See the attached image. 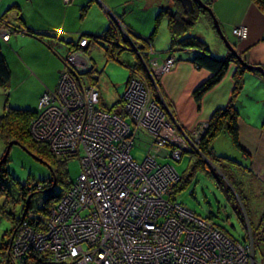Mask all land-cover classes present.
Masks as SVG:
<instances>
[{"label":"built area","instance_id":"built-area-1","mask_svg":"<svg viewBox=\"0 0 264 264\" xmlns=\"http://www.w3.org/2000/svg\"><path fill=\"white\" fill-rule=\"evenodd\" d=\"M12 31L6 25L0 28V37L6 40ZM231 32L234 37L244 38L246 27L233 25ZM86 45L85 39H81L76 45L81 49L65 53L53 88L41 93L37 111L28 123L33 138L56 146L54 150L61 155L77 156L78 174L62 194L65 197L61 196L50 207L43 230L23 224L17 228L10 243L13 247L12 253L9 252L10 264H24L28 248L66 264H235L227 254V249L232 248H228L227 242L222 241L223 234L207 220L201 218L207 224L206 236L194 233V225H183L181 217L175 222L177 228L170 220L161 224L169 212L163 202L156 203L157 198L163 201L164 186L161 174L156 173H160L159 166L164 164L169 167L168 175L173 181L177 173L167 163L155 160L158 147L153 142L161 141L174 148L173 140H163L158 130L170 128L169 122L144 98V81L139 77L127 79L124 85L123 95L129 100L125 108L121 107L124 116L100 109L96 86L81 77L92 63L84 50ZM168 59L161 68L154 67V71L167 69ZM139 129L149 132L152 138L137 162L129 154V148ZM84 139L88 140L87 148L80 142ZM166 156L180 158L179 154L167 151ZM149 163L152 166L148 167ZM173 203L167 208L188 211L178 202ZM215 241L217 247L213 246ZM241 245L239 242L232 250L238 253L239 260V255L246 251ZM244 257L241 264H245Z\"/></svg>","mask_w":264,"mask_h":264},{"label":"rangeland","instance_id":"rangeland-1","mask_svg":"<svg viewBox=\"0 0 264 264\" xmlns=\"http://www.w3.org/2000/svg\"><path fill=\"white\" fill-rule=\"evenodd\" d=\"M202 1L204 4L208 5L205 0ZM93 3L94 5L98 4V9L101 14H103V21H105V24H107L109 21L108 15L114 13L117 14L122 22L117 20L116 18L117 21L114 19L113 25H118L116 30L120 32L118 33L119 36L109 35L101 38L98 37L99 34H92L96 36H85L80 34L82 33V31H85V29L94 27L95 24L94 20L92 21L90 18L89 10L91 9V7L89 6L86 11L85 9H80L79 6L68 9L64 16V25L62 15L63 10L60 7V10L54 9L50 20L51 23L54 24V26L72 28V32L74 31V33L76 34L75 37H77L78 35L75 44L73 45V47L71 46V48L67 50V52L73 49H81L76 46L77 43L81 42V39H85V45L89 43L85 51L87 57L94 65L95 72L93 75L97 77V79L96 83L95 79L92 81L87 80V82H91V84L95 86L97 85V93L99 90L102 103L100 106L102 108H109L113 106V109L111 108L110 111H106L107 113L114 112L116 110L114 107L125 108L129 100L123 95L124 84L126 83V80L131 77H139L144 81V89L142 95L147 99L148 102H150L151 107L156 108L162 115L165 116V119L169 122L168 124L170 128L164 130L158 128V130H160V132L164 136L163 140H173L172 145H174V148L171 147V144H164L161 141L153 142L154 147H158L156 150L158 154H160V151L164 153H166L167 151L170 154H176V156L179 154L180 157L179 160H175L170 157L156 156V160L158 162L167 163L177 173L176 180L173 181L172 179H170V175H168L169 171H167L169 170V167L166 164H164V166H159V168H161V171L160 173H156V175L161 174L160 181H162V179L164 180V186L161 188L163 201H160L157 198L156 203L163 202L166 207V212H169V215L166 216L165 214L166 217H164L161 224H163L165 220H170L173 227L177 228L175 222L177 221L178 217H181L183 219V225H187L188 227H190V225H194V233L206 236L207 224L205 225L204 222L206 221L202 220L201 218L204 219V217L211 213V215H214L212 216L213 222L219 224L228 235L240 241V243L242 244L241 247L246 250L243 254L246 257H244L245 264H258L257 262L263 261V257L260 251L264 246L259 242L260 244L258 245H260V248L256 247L255 245L257 244H255L253 236L256 223L260 217L259 215L264 208V193L262 192V187L259 186V180L261 179V177L253 175L250 172V165H247L248 161L245 158H241L240 155L236 153L235 149L231 150L232 148H230L227 143L225 144L219 141V136L216 139V142L218 143L214 145L213 148L214 153L217 154V156L213 152H211V155L209 154L206 157L203 156L202 153L198 152L197 143L201 135L204 134V129L206 130V121L209 116L206 120L194 124L189 133H185V131L179 126L177 120L174 118L172 112L165 105L157 87L158 78L162 74L170 70L173 64V59L170 55H167L165 53L164 55L158 57L157 55H159L160 53H154V50L151 49L149 43H147L143 38H141V40L139 39V37L145 36L147 33L149 34L152 28L155 26V29L153 28L155 33V43H165L167 39L165 17L162 16V19H159V22H156L155 25L153 24V17L156 14L157 10L160 9V7L166 5L167 3L173 5L175 4V0H99V2L97 0H93ZM192 3L193 2H191V6ZM65 5L69 6L71 5V2ZM112 5H116V11L112 10ZM196 6L197 8H201L197 4ZM201 9L203 10V12L197 11L196 14H198V17L195 18L194 24L190 27V33L196 31L202 32L205 28H207L201 21L204 20L207 23V11L203 8ZM80 24L82 25L79 29L82 30H77ZM123 25L125 27L129 26V30L132 29L130 31H133V33L126 30L125 28L123 29L121 27ZM138 30L139 32H136ZM114 32H116L117 34V31ZM18 33L19 32L15 33L18 38H21L23 37V35H25H20ZM135 33H137L139 37H135ZM222 33L225 34L228 39L229 34L226 31ZM229 33L230 35H232L231 27H229ZM206 35L208 36L209 33H207ZM230 35V40L228 39V41L236 51V46L234 43H232L233 41L231 40L232 36L234 37V35ZM207 36H205V39L209 40ZM213 38L216 39L215 36ZM103 42L106 44H108V42L110 44L112 42H116V48L121 47L118 55L116 56L115 54L114 58L109 54L106 55L104 53L102 45L104 44ZM140 45L143 46L141 47ZM25 46H28V43H26ZM171 48L175 49L176 47H170V49ZM6 49L10 50V52L12 53L7 51ZM0 50L9 71L8 87H0V114L4 112L7 107L31 110L28 105L33 102V99L38 90V84L32 78L21 77L22 71L19 69V66L14 57L15 54L17 55V53L13 52L15 50L11 48L10 45L0 41ZM63 58L62 61H64ZM152 58L156 59V64L151 62ZM168 58L170 59V62ZM167 59V62L169 64L167 69L156 73L154 71L155 69L153 68H161L162 64ZM61 66L63 67V62L61 63ZM96 71L98 72L97 74ZM259 110L260 109H257L256 111L259 112ZM85 115L89 116L88 114ZM94 131L96 132V130ZM27 132L32 140L36 141L37 143H43L50 154L59 157H70L66 159L64 163H59L57 161L59 158H53V156H44L43 158H39L27 151L23 146L19 145L16 142L9 145L7 152L5 153L7 159L5 161V167L9 171L10 178H6L4 180L6 192L5 196H0V246L1 244L7 242L9 238L8 231L11 229L13 219L19 217L22 210L23 202L20 199L18 190L19 185H24L25 190H33L30 196L27 195L25 199V201L28 200L29 205L27 209L28 217H41L42 213L40 212V208H42L43 206V200L45 199V197L50 192H56L62 187H65L69 182L73 181L79 171V162L75 154L65 153L61 155V153L54 150L55 148H57L56 146L50 147L49 143L33 138V135H31L28 130ZM77 133H80V131H77ZM223 133L226 134L224 131ZM137 134L138 135H136L132 139V145L129 148V154L135 161L139 162L143 157L145 147L142 145V141H140L139 139V136L142 135L140 130L137 132ZM87 135L88 132H86V136ZM226 136L228 135L226 134ZM67 141H69V139H67ZM87 141V139H84V141H80L84 144L83 147L86 146L87 148ZM5 146L6 144L4 143V140L0 137L1 156L5 152ZM189 150H194V152H197L199 156H201L205 160V162L215 170L216 175L221 179L223 184L226 187H229L230 190L234 193L235 197L237 198L236 205L238 206L237 209L239 210V216H241L244 229L242 228L237 214L232 208L231 202L227 199L225 192H222V190L216 186L214 180L210 176L205 175L200 170H195L189 177V180L185 182L178 191L174 192L173 195L175 201L180 203L183 208L187 209L190 212H176L173 207L167 208V206H172V204H175L173 203L174 200H171L169 198V195H171V191L169 192L170 194L168 193V191L172 188L174 183L178 181L179 174H181V172L186 169L188 156L186 153ZM218 155H220L221 157ZM222 156L233 158L238 162V164L231 163L227 160L226 157L224 159ZM244 165H247V173H244L242 170V166ZM150 166H152L151 163L148 164V167ZM153 173H155V171H153ZM57 174L60 176L58 178L59 181H54V175ZM48 180L49 186L44 187L43 185L46 184V181ZM60 180L64 182H61ZM231 186L234 188H232ZM66 189H68V187L65 188V190ZM135 193L137 194L138 190ZM239 194L241 195V198H238L239 196H236ZM53 203L54 202H51L50 204L53 205ZM174 211L176 212V216H173ZM198 218H200L202 221ZM207 222L213 225L210 221ZM216 229H218L219 232L223 234L222 241H226L228 244V248H232L227 249V254H229L228 259L231 260L233 257L234 262H236L235 264H238L239 262L241 264V258L243 255H239V260L237 258L238 253L232 251L234 250L233 248H235V245L239 244V242L235 241L230 236H227L218 227ZM216 242L217 241L214 242V247H217L218 245V242ZM11 248L13 249V247L8 244V250L10 254L12 253ZM2 253L3 252L1 250L0 264H7L5 261V254Z\"/></svg>","mask_w":264,"mask_h":264},{"label":"crops","instance_id":"crops-1","mask_svg":"<svg viewBox=\"0 0 264 264\" xmlns=\"http://www.w3.org/2000/svg\"><path fill=\"white\" fill-rule=\"evenodd\" d=\"M97 1L99 2V0ZM206 1L222 32L226 31L230 35L229 27L237 24L246 27V36L242 39H237L230 35L233 41L231 42L235 44L236 51L242 52L241 57L245 62L259 65L264 70L263 11L250 0ZM69 2H71V5L66 6L65 4ZM92 3L93 0H68L66 2H63V0H0V15L3 14L5 22L12 24L17 30L35 32L34 35L29 32H19L18 34L20 35L25 34L21 38H18L15 35L17 32H15L10 34L5 42L15 50L13 52L17 53L14 57L19 69L22 71L21 77L32 78L38 84V90L33 102L28 105L31 110H36L38 98L44 89L53 88L58 71L62 68L63 55L71 46L73 47L78 38V35L75 37L76 34L74 31L72 32V28L56 27L51 23L50 19L54 9L60 10V7L63 10L64 25V16L68 9L79 6L80 9H85L86 11L88 6L91 7L89 12L91 20H94L95 23L94 27L85 29V31L80 33L90 36L92 34H101L107 25L103 21V14L99 11L98 4L94 5ZM9 6H12V8H9ZM171 6V4L167 3L160 8ZM111 8L116 11V5H112ZM114 15L117 16L115 13ZM201 21L207 28H203L202 32L191 33L200 36L205 41L210 55L221 59L227 58V50L211 29L208 19L207 23L204 20ZM1 25L3 24L1 23ZM81 25H79L77 30H82L79 29ZM127 28L130 27L128 26ZM136 32H139V30ZM207 33H209L208 36L206 35ZM135 34V37H139L137 33ZM148 35L147 33L145 36ZM145 36H141L139 39L141 40ZM205 36L209 40H206ZM214 36L216 39L213 38ZM150 40V47L154 50V53H161L157 55L158 57L165 53L173 59L170 70L158 78L157 87L165 105L187 134L194 124L206 120L214 108L221 107L229 101L233 85L231 74L234 71L235 64L234 62H227V68L223 75L201 95L199 103L196 104L192 97V91L209 76V72L195 66L191 62L194 50L186 47H176L169 50L168 36L164 44H156L154 35L151 36ZM26 43H28V46H25ZM6 50L10 52V50ZM241 78V88L234 98V105L237 111L239 144L247 155L240 153L234 148L229 141V137L223 132L218 135V139L225 144L227 143L232 148L231 150L235 149L241 158H245L248 161L247 165H250V172L261 177L260 180L258 179L260 182L259 186L262 187V192L264 193V79L258 72L246 69L241 72ZM257 109H260L259 112L256 111ZM217 137L211 143V146L213 145V153L214 145L218 143L216 142ZM247 165L245 166L247 167Z\"/></svg>","mask_w":264,"mask_h":264},{"label":"trees","instance_id":"trees-1","mask_svg":"<svg viewBox=\"0 0 264 264\" xmlns=\"http://www.w3.org/2000/svg\"><path fill=\"white\" fill-rule=\"evenodd\" d=\"M206 1V0H205ZM252 3H254L261 11L264 13V0H250ZM207 2V1H206ZM208 4V2H207ZM209 5V4H208ZM193 6V7H192ZM190 10L188 13H186L183 10V7L180 3V0H175V4H173L171 7H163L157 10L156 14L153 17V24L155 25L156 22H159V19H162V16L165 17V27H166V32L168 36V49L170 47H179V48H189L193 49L194 53L192 54L191 57V62L200 68H203L209 72V76L206 77L200 84H198L192 91V96L196 104L199 103L201 95L209 89L212 85H214L220 77L223 75L227 68V62L232 61L235 64V69L232 72V90H231V96L229 98V101L222 107L216 108L211 111L209 118L206 121V130L204 129V134L201 135L198 143H197V149L198 152L202 153L203 156H208L209 154L211 155V150L212 146L211 143L217 137L219 134H221L223 131L228 135L229 141L231 145L236 148L240 153L247 155L244 150L241 148L239 144V133H238V125H237V111L234 105V98L236 94L239 92L242 84V78H241V72L245 69L240 62L238 61L237 57L234 56L232 53L227 51V58L221 59V58H216L212 55L209 54L207 44L205 41L197 35H194L189 32L190 27L194 24L195 18H197L198 14L197 11L203 12L201 8H197L196 4L193 2ZM9 8H12V6H9ZM3 14L0 15V28L8 25L11 28H13V31L10 34H14L15 32L19 31L17 28H14L12 24L8 23L7 21H4V18L2 16ZM112 15V16H111ZM108 15V23L105 27V29L101 32V34L98 35V37H106L109 35H115L119 36L118 33H120L118 30H116L117 26L113 25L114 19L119 20V18L111 14ZM206 15V14H205ZM210 27L213 30V32L216 34L210 17L208 14L206 15ZM116 20V21H117ZM120 21V20H119ZM1 23L3 25H1ZM114 26V27H113ZM116 26V27H115ZM123 27H125L123 25ZM155 29V26L153 27ZM150 31L148 36L143 37V39L149 43L150 45V38L152 35H154V29ZM124 29V28H123ZM126 30L130 31L129 28L125 27ZM221 29V28H220ZM117 31V34L116 32ZM222 31V30H221ZM25 33L29 32L28 30H24ZM131 32V31H130ZM30 34H35V32L30 31ZM9 34V35H10ZM8 35V37H9ZM217 35V34H216ZM218 37V36H217ZM8 39V38H7ZM6 40H3L0 37V41L6 42ZM220 40V39H219ZM97 41V40H94ZM106 41V40H105ZM91 42V41H90ZM104 43V42H103ZM116 42H112L111 44L108 42V44L104 43L103 49L104 53L106 55H110L111 57L114 58V55H118L120 48H116ZM222 43V42H221ZM75 44V43H74ZM89 44V43H88ZM88 44L86 45L85 48H87ZM145 44V43H143ZM223 45V44H222ZM141 46V45H140ZM143 46V45H142ZM141 46V47H142ZM239 58L244 61V59L241 57V51H237ZM161 54V53H160ZM159 54V55H160ZM245 62V61H244ZM247 63V62H246ZM129 68V67H128ZM254 72L255 70H250ZM95 72L94 65L91 63V68L87 71L82 73L81 77L87 79V80H94L96 83V78L93 74ZM257 72V71H255ZM98 72L96 71V74ZM8 80H9V71L6 66V63L4 61L3 55L0 50V87L1 88H7L8 86ZM101 98L98 92V107L100 109H103L105 111H110L111 108L113 109V106L109 108H102L101 105ZM115 111L118 112L119 115L124 116L120 108L114 107ZM36 111L35 110H28V109H20V108H13V107H7L4 112L0 114V137L4 140V143L6 144L7 142L14 140L16 143L19 145L23 146L27 151L32 153L33 155L43 158L44 156H50L53 158H59L57 161L59 163H64L66 159H68L70 156H64V157H59V156H54L50 154V152L47 150L46 146L43 143H37L36 141L32 140L27 132V126L29 123V120L35 115ZM141 132V136H139L140 141H142V145L146 147V143H149L151 141V134L147 132L146 130L139 129ZM138 130V131H139ZM137 131V132H138ZM138 135V134H136ZM134 138V137H133ZM145 150V149H144ZM154 151V150H153ZM187 156V167L185 170L179 174L178 181L174 183L172 188L168 191V193L171 191V195H169L171 200H174V192L178 191L181 186L189 180V177L193 174L195 170H200L203 172L205 175L210 176L216 186L224 191L226 194L227 199L231 202L232 208L234 209L235 213L238 216V219L242 225V228L244 229L241 216L239 213V210L237 209L236 205V197L234 193L230 190L229 187H226L221 179L216 175L215 170L205 162V160L199 156L197 152H194V150H189L186 153ZM156 156L160 157H168L166 156V153L160 151V154L155 152L154 158L156 160ZM213 156V155H212ZM217 156V155H216ZM219 156V155H218ZM221 157V156H220ZM219 157V158H220ZM224 159L225 157L222 156ZM218 158V157H217ZM228 161L234 164H238L236 160L233 158H228L226 157ZM180 159V158H179ZM6 156H1L0 155V196L6 194L5 192V186H4V180L6 178H10V174L8 169L5 167V161H6ZM157 161V160H156ZM163 163V162H159ZM242 166V170L244 173L246 172L247 167ZM245 168V169H244ZM55 180L54 181H59V175H54ZM61 181V180H60ZM64 182V181H61ZM70 182L66 184L65 187H62L60 190L56 192H50L45 199L43 200V206L40 208V212L42 213L41 217L38 216H33V217H28L27 215V209L29 207L28 205V200L25 201L26 196L29 195L33 192V190H25L24 185H19L18 190L20 194V199L23 202L22 205V210L16 219H13V224L11 226V229L8 231V240L6 243L1 244L0 246V251L2 250V254H5V261L7 264H10V257H9V250H8V244H10L11 239L17 228L23 224L28 227L33 228L34 230H43L45 228V219L48 215L49 209L52 206L50 203L51 202H56L60 195L65 191V188L69 187ZM44 187L49 186V180L46 181V184L43 185ZM232 187V186H231ZM234 188V187H232ZM237 193V192H236ZM28 196V197H29ZM238 198H241V195H236ZM54 204V203H53ZM180 204V203H179ZM181 205V204H180ZM212 216L211 213L204 217L205 220L210 221L213 225L217 226L220 230H222L227 236L228 235L224 229L217 223L212 221ZM259 219L256 223V227L253 232L254 236V241L256 247L260 248V243L263 244L264 246V208L262 212L259 215ZM245 235V234H244ZM231 237V236H230ZM234 239L233 237H231ZM237 242H240L238 239H234ZM260 242V243H259ZM263 257V261L257 262L258 264H264V247L260 251ZM24 259V264H66L64 261H53L51 260L45 253L43 252H36L32 248H28L26 250V254L23 257Z\"/></svg>","mask_w":264,"mask_h":264},{"label":"water","instance_id":"water-1","mask_svg":"<svg viewBox=\"0 0 264 264\" xmlns=\"http://www.w3.org/2000/svg\"><path fill=\"white\" fill-rule=\"evenodd\" d=\"M191 2H194L196 3L198 6H200L201 8L205 9L207 11V14L208 16L210 17L211 19V23H212V26L218 36V38L220 39V41L222 42L223 46L226 48V50L230 53H232L234 56L237 57L238 61L240 62V64L246 69V70H255L257 71L261 77H263L264 79V70L262 69L261 66L259 65H256V64H248L244 61H242L239 56H238V53L235 51L234 47L231 45V43L228 41L227 37L225 34L222 33L218 23H217V20L216 18L214 17L211 9H210V6L206 5L203 3L202 0H180V3L183 7V10L188 13V11L190 10L191 8ZM11 143H15L14 140H11L9 142L6 143V146H5V152L3 154V156H5V153L7 152V149L9 147V145ZM27 201V200H26Z\"/></svg>","mask_w":264,"mask_h":264},{"label":"bare ground","instance_id":"bare-ground-1","mask_svg":"<svg viewBox=\"0 0 264 264\" xmlns=\"http://www.w3.org/2000/svg\"><path fill=\"white\" fill-rule=\"evenodd\" d=\"M63 193H64V192H63ZM63 193H62V194H63ZM62 194L60 195V197L62 196ZM60 197L58 198V200L60 199ZM64 197H65V194L62 196V198H64ZM58 200H57V201H58ZM64 262L66 263V261H64Z\"/></svg>","mask_w":264,"mask_h":264}]
</instances>
